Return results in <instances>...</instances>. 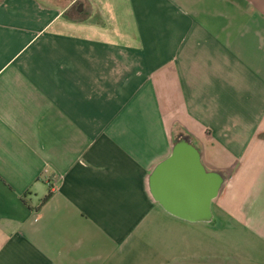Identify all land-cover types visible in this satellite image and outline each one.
Here are the masks:
<instances>
[{
  "label": "crops",
  "instance_id": "1",
  "mask_svg": "<svg viewBox=\"0 0 264 264\" xmlns=\"http://www.w3.org/2000/svg\"><path fill=\"white\" fill-rule=\"evenodd\" d=\"M0 264H264V0H0Z\"/></svg>",
  "mask_w": 264,
  "mask_h": 264
},
{
  "label": "water",
  "instance_id": "2",
  "mask_svg": "<svg viewBox=\"0 0 264 264\" xmlns=\"http://www.w3.org/2000/svg\"><path fill=\"white\" fill-rule=\"evenodd\" d=\"M186 137H182L174 146L172 151V158H176L180 154H185L186 156L182 158L183 167L188 170H193L195 172L196 178H199L200 182L203 183L204 181V174L201 172L200 168L196 165V160L194 159L196 157L197 150L193 148L191 145L187 144ZM171 161V160H170ZM166 163V162H165ZM161 164L156 169L155 173L152 177V186L158 196L159 199H161L162 202L168 204L170 202V199L168 195L164 194V191H169V188H172L174 185L172 181H170L169 178L164 179L162 183H159L157 180V175H159V172L162 170V168L167 164ZM212 176V187L215 190H218L219 184H220V178L217 174L211 175ZM189 178L188 176H184L182 178V183L190 189L191 182L186 179Z\"/></svg>",
  "mask_w": 264,
  "mask_h": 264
},
{
  "label": "rangeland",
  "instance_id": "3",
  "mask_svg": "<svg viewBox=\"0 0 264 264\" xmlns=\"http://www.w3.org/2000/svg\"><path fill=\"white\" fill-rule=\"evenodd\" d=\"M52 1H54V0H52ZM70 1L71 0H55V2H59V4H65V5H67V4H69L70 3ZM68 13L69 14H75L73 11H68Z\"/></svg>",
  "mask_w": 264,
  "mask_h": 264
},
{
  "label": "trees",
  "instance_id": "4",
  "mask_svg": "<svg viewBox=\"0 0 264 264\" xmlns=\"http://www.w3.org/2000/svg\"><path fill=\"white\" fill-rule=\"evenodd\" d=\"M48 196H49V193H47V195L43 198V200H45Z\"/></svg>",
  "mask_w": 264,
  "mask_h": 264
}]
</instances>
